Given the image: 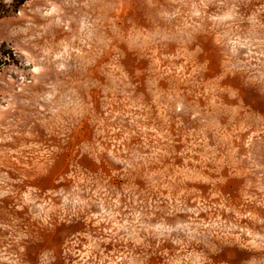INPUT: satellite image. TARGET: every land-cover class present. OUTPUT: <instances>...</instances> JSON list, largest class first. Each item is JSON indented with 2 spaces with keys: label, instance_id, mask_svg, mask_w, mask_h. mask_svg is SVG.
<instances>
[{
  "label": "rangeland",
  "instance_id": "1",
  "mask_svg": "<svg viewBox=\"0 0 264 264\" xmlns=\"http://www.w3.org/2000/svg\"><path fill=\"white\" fill-rule=\"evenodd\" d=\"M1 46L0 264H264V0H29Z\"/></svg>",
  "mask_w": 264,
  "mask_h": 264
},
{
  "label": "trees",
  "instance_id": "2",
  "mask_svg": "<svg viewBox=\"0 0 264 264\" xmlns=\"http://www.w3.org/2000/svg\"><path fill=\"white\" fill-rule=\"evenodd\" d=\"M29 0H0V20L12 12H16ZM7 56L6 52L2 51V46L0 47V58Z\"/></svg>",
  "mask_w": 264,
  "mask_h": 264
}]
</instances>
